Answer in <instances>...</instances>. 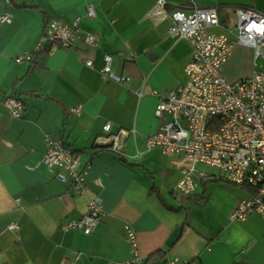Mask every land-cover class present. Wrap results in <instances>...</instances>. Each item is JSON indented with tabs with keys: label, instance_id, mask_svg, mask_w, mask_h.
Segmentation results:
<instances>
[{
	"label": "crops",
	"instance_id": "obj_1",
	"mask_svg": "<svg viewBox=\"0 0 264 264\" xmlns=\"http://www.w3.org/2000/svg\"><path fill=\"white\" fill-rule=\"evenodd\" d=\"M12 3V22H0V264H121L133 256L126 225L135 230L139 252L151 264L173 258L187 264H264L261 216L230 219L250 188L199 178L192 196L181 199L173 191L181 173L171 158L157 148L144 149L146 136L162 123L154 115L159 98L152 90L165 95L184 84V66L193 54L187 40L171 36L169 20L150 17L154 0ZM89 5L95 7L94 18L87 16ZM194 7L216 8L220 25L214 31L226 34L234 29L237 8L264 14V0L168 3V10ZM53 18H78L75 46L51 43L38 52L45 24ZM89 33L99 36L94 47L84 42ZM27 53L30 60H15ZM104 53L113 56V72L128 81L103 80ZM253 59L251 47L235 45L222 65L225 80L251 76ZM7 96L23 102L19 118L9 116ZM78 105L80 114L71 113ZM107 121L111 132L136 129L122 154L97 140ZM46 134L70 146L81 165L88 163L86 193L73 194L41 162ZM136 150L144 153L135 156ZM198 170L207 171L202 165ZM95 194L104 212L95 230L63 231L61 224L82 217ZM11 222L19 228L10 230Z\"/></svg>",
	"mask_w": 264,
	"mask_h": 264
},
{
	"label": "built area",
	"instance_id": "obj_2",
	"mask_svg": "<svg viewBox=\"0 0 264 264\" xmlns=\"http://www.w3.org/2000/svg\"><path fill=\"white\" fill-rule=\"evenodd\" d=\"M168 3L169 0H154L149 15L156 21L169 20L171 36L187 40L193 54L184 66V84L165 95L152 90V94L159 98L154 115L162 123L156 132L146 136L144 149L157 148L171 158V166L181 173L173 189L179 198L193 194L199 178L220 179L251 189L250 196L231 211V220H245L251 214H258L264 220V14L254 9L237 8L234 29L230 30L231 34H226L214 31L220 25L216 8L168 10ZM12 6V0H0L1 23L12 22ZM95 14L94 5H89L87 16L94 18ZM77 31L78 18L72 22L50 19L45 24L37 51L47 50L51 43L73 48ZM84 42L88 47H94L99 36L89 33ZM238 44L253 49L254 72L231 83L223 77L222 65ZM31 58L32 54L27 53L15 60ZM112 64L113 56L104 53L100 69L103 80L128 81V76L113 72ZM85 65L93 67V62L87 60ZM3 104L12 118H19L24 111L23 102L15 96L5 97ZM81 110L82 106L78 105L70 112L78 115ZM111 127V122L107 121L102 127L103 134L97 140L106 141L110 150L122 154L125 139L135 137L136 129L111 132ZM45 140L46 150L41 162L73 194L86 193L88 163L81 165L77 153L70 146L50 135L46 134ZM143 153L136 150L135 156ZM201 165L217 171L198 170ZM97 184L103 186L100 181ZM103 213L102 198L95 194L89 199L82 217L66 220L60 227L63 231L81 230L88 235L98 226ZM8 228L17 230L19 224L11 222ZM125 235L133 256L121 264H151L140 254L137 235L131 226H125ZM168 264L187 262L173 258Z\"/></svg>",
	"mask_w": 264,
	"mask_h": 264
},
{
	"label": "rangeland",
	"instance_id": "obj_3",
	"mask_svg": "<svg viewBox=\"0 0 264 264\" xmlns=\"http://www.w3.org/2000/svg\"><path fill=\"white\" fill-rule=\"evenodd\" d=\"M204 168H206L207 172H216L217 171L215 168L208 167V166H204Z\"/></svg>",
	"mask_w": 264,
	"mask_h": 264
},
{
	"label": "trees",
	"instance_id": "obj_4",
	"mask_svg": "<svg viewBox=\"0 0 264 264\" xmlns=\"http://www.w3.org/2000/svg\"><path fill=\"white\" fill-rule=\"evenodd\" d=\"M214 181H216V182H220L221 180H220V179H219V180L217 179V180H214ZM226 184H229V185H230V184H232V183L226 182ZM234 185H235V184H234ZM236 186H238V185H236ZM243 187H245V186H243ZM190 196H192V194L189 195V197H190ZM184 197H188V195H187V196H182L181 199H184ZM169 208H170V207H169Z\"/></svg>",
	"mask_w": 264,
	"mask_h": 264
}]
</instances>
